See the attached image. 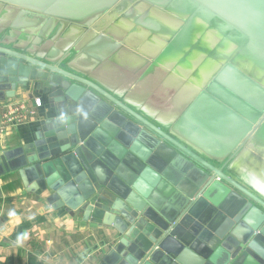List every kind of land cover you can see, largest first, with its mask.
Here are the masks:
<instances>
[{"label": "water", "instance_id": "obj_1", "mask_svg": "<svg viewBox=\"0 0 264 264\" xmlns=\"http://www.w3.org/2000/svg\"><path fill=\"white\" fill-rule=\"evenodd\" d=\"M18 89L49 117L0 178L114 231L98 264H264V0H0Z\"/></svg>", "mask_w": 264, "mask_h": 264}, {"label": "crops", "instance_id": "obj_2", "mask_svg": "<svg viewBox=\"0 0 264 264\" xmlns=\"http://www.w3.org/2000/svg\"><path fill=\"white\" fill-rule=\"evenodd\" d=\"M35 99L41 100L35 115L0 135V155L32 139L49 117L41 96L28 89H18L12 99L0 103V110L21 104L33 107ZM31 190L18 176L0 178V264H98L116 242L117 234L109 229H91L89 223L70 217L64 208L47 203V193ZM10 209L19 218L15 225L8 223ZM24 232L28 239L16 246V237Z\"/></svg>", "mask_w": 264, "mask_h": 264}, {"label": "clouds", "instance_id": "obj_3", "mask_svg": "<svg viewBox=\"0 0 264 264\" xmlns=\"http://www.w3.org/2000/svg\"><path fill=\"white\" fill-rule=\"evenodd\" d=\"M232 167L236 168L237 171H239L241 179L244 181L245 184L248 185L250 189L261 195H264V179H262L260 175L243 166H240L238 163L235 162L232 164ZM7 215H8L9 224L15 225L19 223V218L14 209H10ZM29 219H31V217H29ZM27 239H28L27 232L19 234L16 237V241H15L16 246H21L23 242Z\"/></svg>", "mask_w": 264, "mask_h": 264}, {"label": "built area", "instance_id": "obj_4", "mask_svg": "<svg viewBox=\"0 0 264 264\" xmlns=\"http://www.w3.org/2000/svg\"><path fill=\"white\" fill-rule=\"evenodd\" d=\"M33 103V107L21 104L0 110V135L4 134L7 128L22 124L28 117L34 116L35 110L41 108V100L35 99Z\"/></svg>", "mask_w": 264, "mask_h": 264}]
</instances>
